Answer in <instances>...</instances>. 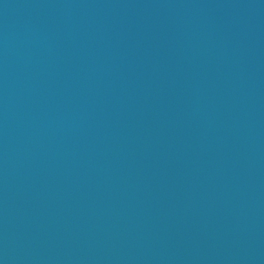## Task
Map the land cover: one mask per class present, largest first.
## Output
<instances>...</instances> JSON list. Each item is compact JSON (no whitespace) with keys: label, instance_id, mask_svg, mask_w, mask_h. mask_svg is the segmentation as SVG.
Wrapping results in <instances>:
<instances>
[{"label":"water","instance_id":"obj_1","mask_svg":"<svg viewBox=\"0 0 264 264\" xmlns=\"http://www.w3.org/2000/svg\"><path fill=\"white\" fill-rule=\"evenodd\" d=\"M0 264H264V0H0Z\"/></svg>","mask_w":264,"mask_h":264}]
</instances>
